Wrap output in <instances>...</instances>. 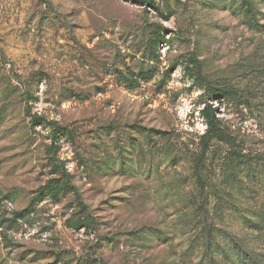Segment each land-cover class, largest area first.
Returning a JSON list of instances; mask_svg holds the SVG:
<instances>
[{
  "label": "rangeland",
  "instance_id": "rangeland-1",
  "mask_svg": "<svg viewBox=\"0 0 264 264\" xmlns=\"http://www.w3.org/2000/svg\"><path fill=\"white\" fill-rule=\"evenodd\" d=\"M234 152L264 157V0H0V264H264Z\"/></svg>",
  "mask_w": 264,
  "mask_h": 264
},
{
  "label": "trees",
  "instance_id": "trees-1",
  "mask_svg": "<svg viewBox=\"0 0 264 264\" xmlns=\"http://www.w3.org/2000/svg\"><path fill=\"white\" fill-rule=\"evenodd\" d=\"M208 100L217 99L221 103L235 101V92L232 90H221L217 88H211L210 93L207 95ZM217 108L212 107L210 104L204 109V114L208 119V129L203 135L201 142L203 144L204 150H208L214 143L230 142V135L223 126L222 121L217 117ZM233 160V167L230 169V174L227 177L237 178L235 181H241L242 179L248 181V185L245 186V190L248 192L247 196H253L256 193V189H260L264 186V157H254L252 155H245L243 153H231ZM56 161V167L61 172L63 169V163L61 161ZM57 185L49 189V196H57ZM64 186L60 187L62 190ZM76 191V188H74ZM253 193V194H252ZM252 194V195H251ZM247 221V217L244 218ZM250 222V221H249ZM252 225L258 229H263L264 227V211L260 210L253 216L251 220ZM216 251L215 247H209L205 254L207 262L209 264H216ZM242 258V257H241ZM243 262L245 264H260L258 255L246 254L243 256Z\"/></svg>",
  "mask_w": 264,
  "mask_h": 264
}]
</instances>
